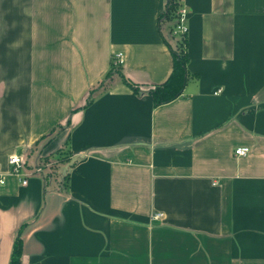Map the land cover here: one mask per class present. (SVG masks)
<instances>
[{
    "label": "crops",
    "instance_id": "0c3cea01",
    "mask_svg": "<svg viewBox=\"0 0 264 264\" xmlns=\"http://www.w3.org/2000/svg\"><path fill=\"white\" fill-rule=\"evenodd\" d=\"M164 9L0 0V165L28 179L0 185V264L24 225L21 264H264V0H182L183 93L115 75L83 108L118 54L142 88L169 79Z\"/></svg>",
    "mask_w": 264,
    "mask_h": 264
},
{
    "label": "trees",
    "instance_id": "16d2710c",
    "mask_svg": "<svg viewBox=\"0 0 264 264\" xmlns=\"http://www.w3.org/2000/svg\"><path fill=\"white\" fill-rule=\"evenodd\" d=\"M182 0H165V9L160 18V23H164L168 29V39H174V47L166 40L165 42L170 47L173 54L174 67L173 72L169 79L161 85H156L148 88H142L141 86L131 82L128 80L122 72V64H117L116 59L114 58L111 64V68L107 73L106 77L100 83V85L92 89L89 92V95L86 99L85 105L83 108L91 105L95 99L96 95L102 91L106 92L109 89V81L115 76L120 75L123 77L124 82L133 90V92L137 95L148 94L153 97L155 106H159L162 104H166L178 98L184 90V87L188 78V69L187 64L189 61L188 57V32L185 34H179L176 32L177 26L182 18ZM67 148H62L58 151V154L64 155V158L67 157L68 153ZM63 158V159H64ZM66 159V158H65ZM49 160H46L48 162ZM46 162L39 163L38 166L41 167V174L44 180L47 182L48 177L53 173L50 169H54L50 167L47 169V165L44 164ZM53 166V165H52ZM69 173L64 176L65 180L69 179ZM26 225H24L17 234L15 239L12 255L10 259V264H21L22 256H23V232Z\"/></svg>",
    "mask_w": 264,
    "mask_h": 264
},
{
    "label": "built area",
    "instance_id": "2783aa9c",
    "mask_svg": "<svg viewBox=\"0 0 264 264\" xmlns=\"http://www.w3.org/2000/svg\"><path fill=\"white\" fill-rule=\"evenodd\" d=\"M181 13H182V18H181L180 23L177 26L176 32H178L179 34H185L188 32V28L184 24L183 11ZM115 59H116L117 64L123 63V57L121 54H118L115 57ZM249 153H250V149L246 147L237 148L235 150V155L239 157H245ZM24 167H25V159L18 154L12 155L9 159V167H8L7 172H4L2 169V166L0 165V185H4L6 183V174H13V175L22 177L23 178L22 184L27 185L28 179L27 177L25 178L26 175L23 172ZM41 170L42 169L40 166L36 167L37 172L41 173Z\"/></svg>",
    "mask_w": 264,
    "mask_h": 264
}]
</instances>
